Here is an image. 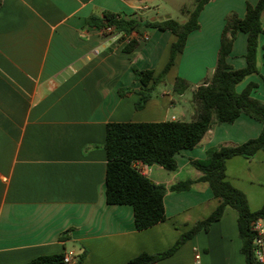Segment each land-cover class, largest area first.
<instances>
[{"label": "crops", "instance_id": "0c3cea01", "mask_svg": "<svg viewBox=\"0 0 264 264\" xmlns=\"http://www.w3.org/2000/svg\"><path fill=\"white\" fill-rule=\"evenodd\" d=\"M257 1L208 3L199 16L200 29L190 34L167 80L173 84L180 75L198 85L209 79L227 14L235 11L244 17L247 4ZM166 5L167 0H2L0 264H28L52 254H70L71 262L59 264H75L84 251L85 264H125L143 252L170 248L220 204L207 183L197 182L191 190L168 192L164 198L167 219L138 230L132 205L106 200L107 123L189 121L194 107L192 112L183 110V94L163 85L157 87L161 93H155L140 110L135 107L137 93H119L120 88L142 86L134 66L153 69L155 75L162 71L176 40L170 30L140 26L120 39L104 35L88 25L87 19L93 14L103 17L108 10L161 21L156 18ZM182 15L177 20L184 23L188 16ZM166 17L172 15L167 12ZM247 36L239 31L234 41L228 57L234 68L246 64ZM131 39L139 43L125 52ZM259 44L260 74L249 76L237 89L242 91L255 82L258 86L251 95L264 100V34ZM188 50L196 57L184 64ZM197 54H201L199 60ZM207 54L212 58L209 63L204 61ZM178 107L179 115L171 114ZM261 129V122L242 114L233 123L215 125L198 146L177 153L176 171L165 174L160 165H145V174L168 186L181 179H198L202 172L192 166V159L206 158L211 147L257 137ZM257 157L258 153L229 159L228 180L235 185V174L254 180L256 167L244 166L236 172L231 165L235 161L253 164ZM196 250L201 253V264H246L237 211L228 207L208 231L197 233L156 264H194Z\"/></svg>", "mask_w": 264, "mask_h": 264}, {"label": "trees", "instance_id": "16d2710c", "mask_svg": "<svg viewBox=\"0 0 264 264\" xmlns=\"http://www.w3.org/2000/svg\"><path fill=\"white\" fill-rule=\"evenodd\" d=\"M211 1L193 0L191 6L183 5L181 11L188 16L184 23L174 18L146 21L135 14L108 10L104 11L103 17L93 14L87 19L88 25L95 26L101 31L113 26L116 32L121 34L120 39L130 36L140 26L170 30L176 36L170 47L169 59L158 75H155L153 69H140L134 66L136 79L142 82V86L138 89L132 87L119 89L120 95L129 92L138 94L136 109H143L155 96L157 87L166 82L167 74L176 64L178 56L184 52L190 34L200 29L199 16ZM239 31L248 35L246 64L241 68H234L228 57ZM261 34H264V0H258L255 4L248 3L244 17H240L235 11L227 14L215 70L209 79L192 88L194 114L191 120L107 123L106 200L110 204L132 205L138 230L147 229L167 219L164 198L168 192L188 191L195 183L204 182L211 188L214 196L220 199L217 208L183 233L173 246L157 253L143 252L125 264H156L172 255L197 233L208 231L214 222L222 218L228 207L238 213L239 236L246 264H255L251 223L257 218H264V203L258 209L251 208L246 193L228 180L227 161L235 156L251 158L259 151H264V100L251 95L252 89L258 84L250 82L242 91L237 89L249 76L259 74L258 52ZM138 43L137 39L128 40L124 51H133ZM190 88L189 80L180 75L176 76L172 87L173 93L184 94ZM242 114H247L262 123L260 134L240 144L211 147L207 150L206 158L192 159V166L202 172L198 179H181L168 186L156 183L137 167L141 162L148 166L160 165L169 172L176 171L177 153L198 146L215 125L223 122L233 123ZM85 256L86 251L78 256L75 264H85ZM63 259L64 254L42 255L28 264H59Z\"/></svg>", "mask_w": 264, "mask_h": 264}, {"label": "rangeland", "instance_id": "374dc122", "mask_svg": "<svg viewBox=\"0 0 264 264\" xmlns=\"http://www.w3.org/2000/svg\"><path fill=\"white\" fill-rule=\"evenodd\" d=\"M193 1L192 0H167V5L166 6H162V11L159 14V16H157L156 19L158 20H162L167 18L166 17V13L169 12V14L172 15V18L175 19H181L183 18V15L181 13V8L183 7L184 3H186L188 6H191V3ZM153 15H156L154 11H152ZM259 53H260V45H259V52H258V61H259ZM198 55L201 54H197V60H199ZM203 55H205L203 53ZM196 54H191L190 50H188L185 54L184 57V64H190L193 63L192 59H195ZM208 59V60H206ZM212 58L210 56H205L204 57V61H208L207 63H209V61ZM259 67V66H258ZM259 74H260V69H259ZM191 83V88L188 89L182 97V108L183 110H189V111H193V103H192V88L197 86L194 83V80H189ZM163 85L166 88H172L173 84H171L170 80H167L166 77V84H160ZM159 85V86H160ZM155 93L160 94L161 90H159V88H157V90H155ZM181 108V109H182ZM178 108L172 109L171 114L174 115H179L178 113ZM259 157H257L256 161L253 164H248V163H243L242 161H235L231 167H233V170H235L236 172L239 169H242L244 166H250L251 168H255V178L254 180H250L249 177H244V176H240L239 174H235V178L232 179V181L235 183V185L238 186L239 189L243 190L249 200V203L251 201V208L252 209H258L259 207H261V205L264 202V151H259L258 152ZM162 172H164L165 174H169V171L162 169ZM153 174V173H152ZM158 175V173H156ZM155 174V175H156ZM158 178V176H155ZM185 177V176H183ZM153 178V177H152ZM236 186V187H237Z\"/></svg>", "mask_w": 264, "mask_h": 264}, {"label": "built area", "instance_id": "2783aa9c", "mask_svg": "<svg viewBox=\"0 0 264 264\" xmlns=\"http://www.w3.org/2000/svg\"><path fill=\"white\" fill-rule=\"evenodd\" d=\"M102 33L106 36H121L120 33L116 32L113 26L106 27L102 30ZM137 167L141 172L147 173L148 168L145 164H137ZM251 227L253 230L252 250L255 264H264V218L253 220ZM63 261L71 262L72 256L70 254L65 255ZM194 264H201V253L198 250L195 251Z\"/></svg>", "mask_w": 264, "mask_h": 264}]
</instances>
